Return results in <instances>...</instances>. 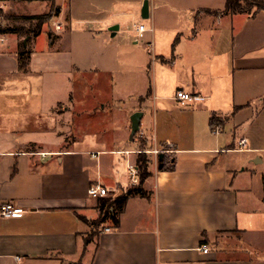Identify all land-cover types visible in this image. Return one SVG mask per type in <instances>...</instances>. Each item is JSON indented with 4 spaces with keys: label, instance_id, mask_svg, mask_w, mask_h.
Masks as SVG:
<instances>
[{
    "label": "crops",
    "instance_id": "1",
    "mask_svg": "<svg viewBox=\"0 0 264 264\" xmlns=\"http://www.w3.org/2000/svg\"><path fill=\"white\" fill-rule=\"evenodd\" d=\"M55 1L54 43L33 40L28 75L18 72V38L0 36V207L26 211L0 219V264H264V12L226 13L228 0H148L155 64L148 51L126 55L142 78L134 92L122 46L90 50L84 63L61 45L72 35L73 9L71 0ZM121 1L112 2L111 21H84L82 35L116 38V20L132 15L131 0ZM174 5L180 24L161 30L160 10ZM86 74L112 81L79 89V106L73 83ZM178 91L205 101L182 107ZM116 111L126 120L118 132L107 127ZM212 115L224 120L215 133ZM142 147L149 196L129 199L118 226L107 223L89 239L88 223L99 218L89 188L125 195L137 186ZM162 154L173 157L172 172L159 171Z\"/></svg>",
    "mask_w": 264,
    "mask_h": 264
},
{
    "label": "rangeland",
    "instance_id": "2",
    "mask_svg": "<svg viewBox=\"0 0 264 264\" xmlns=\"http://www.w3.org/2000/svg\"><path fill=\"white\" fill-rule=\"evenodd\" d=\"M145 1L148 0H131L129 3H127L128 6L132 9V15L128 16H122V18L116 20V24L119 25L121 28L120 33L118 36L114 39H109L107 42L103 41V39H98L92 40L91 38H86L83 36L81 30L82 28H85L84 24H82L86 20H93V19H99L102 22L106 21H111L112 18H114V15L117 13L115 11L113 13V8H112V2H116L117 5L121 4V0H71V5L73 9V23L71 26L72 30V35L71 37L65 41L64 43H61L63 47L70 48L72 50L73 54L75 57L79 58L84 63H86V54L88 51L92 50H98V51H104L103 53H106L109 49L115 47L116 45L122 46V52H123V61L122 63V69L123 71H130V73L133 72V75H130L128 78L129 81L127 82L131 87L134 88V92H138L140 89L139 85L140 82L142 81V78L139 74H137L136 71H134V66L132 62L131 67L129 66L126 61H130L128 57H135L137 56L139 59L142 57V55L145 54V52L148 51L147 54H149V62L151 61V68H153L155 61H153L154 58V53L151 50L147 49V44L152 42V34H151V18L148 20H142L141 19V10L143 7V4ZM36 4L28 6L27 3L21 0H0V24L2 26H6L10 24H7L5 21L6 19H12V18H19V17H31L30 15H37L40 16L42 15H47L50 12V7L52 5L50 0H45L43 2H33ZM42 3H48V10L46 11L44 7L42 6ZM123 4L125 3L124 1L122 2ZM240 7L244 9L245 11H248L249 15H252L255 13L256 9L251 8L252 4L249 3L248 5L244 4L243 2H240ZM4 5V6H3ZM128 10L129 7H128ZM177 6L174 5V8L171 9L169 6L162 7L160 10V14L158 16V27L161 28H167V30H170L169 28H174L172 26H177L180 24V21L177 20L179 17L178 15H174L177 13ZM113 13V15H112ZM172 14V16H175L176 21L170 24V20H168L169 14ZM215 14V13H214ZM27 15V16H24ZM214 19V18H213ZM55 21L51 22L48 24V26H45L43 29V32L41 36L39 37V41L37 43V47L39 48H46L47 47V36L46 32L48 30L52 31L54 34V30L52 28V23ZM78 22V23H75ZM114 25V26H118ZM144 26L146 28V33L143 35L142 39H139L137 37L136 33V28L138 26ZM34 26V24L32 25ZM180 26V25H179ZM15 29L18 30H27L29 29V24L23 23V22H17L16 24L13 25ZM104 28V27H103ZM103 30V29H102ZM18 40L20 41V44L22 42L26 41V38H24V34L22 36H16ZM95 37V36H93ZM137 40L138 45L134 46L133 41ZM145 51V52H144ZM128 55V57H126ZM135 55V56H134ZM84 67V66H83ZM152 70V69H151ZM128 77V76H127ZM86 80H83L82 78H76L74 83H73V88H74V96L76 98V104L79 106L82 103L81 95H82V90H79L81 88H93V86H99L103 88H107L109 84H111V78L110 76H102L101 78H97L93 74H86L84 77ZM97 78V79H96ZM125 78V77H124ZM147 79H151V75H147ZM118 83L121 84V88L124 89L126 86V83L124 80H117L116 85L118 86ZM90 101V100H89ZM75 104V105H76ZM131 103H127L128 107L130 106ZM134 105V104H133ZM89 108H92L91 103L89 104ZM220 119V118H219ZM107 125L108 126H114L113 131L118 132L122 126L124 127L126 124L125 118L122 116V114L118 111L113 113L112 119ZM102 122L105 123L104 120ZM119 127V128H118ZM119 129V130H118ZM174 136V135H173ZM175 137V136H174ZM146 191V190H145ZM147 192V191H146ZM110 199H115L118 197L124 196V194L120 191H115L113 193L109 194ZM90 231H89V239L93 237L94 234L97 233V227L96 225L94 226V222L90 221L88 223Z\"/></svg>",
    "mask_w": 264,
    "mask_h": 264
},
{
    "label": "trees",
    "instance_id": "3",
    "mask_svg": "<svg viewBox=\"0 0 264 264\" xmlns=\"http://www.w3.org/2000/svg\"><path fill=\"white\" fill-rule=\"evenodd\" d=\"M27 3L33 2H43L45 0H21ZM52 5L50 7V12L47 15L40 16H31V17H19L6 19V23L10 24L6 26H2L0 24V36H22L24 34V38H26V43L22 42L18 47L17 52V66L18 72L21 75H28L29 73V65L31 62L32 51L30 49L31 43L33 40L38 38L45 26H48L51 22L57 20L61 13V8L56 4L55 0H50ZM240 2L248 5L252 4L251 8L256 9L255 13L264 12V0H228L225 12L233 15L236 14H248V11H245L240 7ZM249 15V14H248ZM17 22H23L29 24V29L18 30L13 27ZM34 24V26H32ZM47 37L49 40V44L52 45L55 40V36L52 31H47ZM224 124V120L217 118L212 115L209 121V127L212 133L217 132L220 128H222ZM141 153L138 154L136 160V170L139 174V183L135 187H131L127 190L126 194L122 197H118L115 199H103L98 201V211L99 218L94 222V226L97 227V233L93 235L96 236L99 233V230L103 228V226L107 223H110L113 227H117L119 224V217L124 211L125 205L127 201L131 198H146L149 194L143 188L144 181L149 178L150 173L148 171V167L150 164V160L144 152H146L145 147H142ZM173 157L168 154H162L158 161V168L160 172H172L173 169ZM204 236V235H203ZM207 243L206 236H204L203 244Z\"/></svg>",
    "mask_w": 264,
    "mask_h": 264
},
{
    "label": "built area",
    "instance_id": "4",
    "mask_svg": "<svg viewBox=\"0 0 264 264\" xmlns=\"http://www.w3.org/2000/svg\"><path fill=\"white\" fill-rule=\"evenodd\" d=\"M136 33L137 37L139 39L143 38V35L146 33V28L142 25L138 26L136 28ZM149 48H151V44L148 45ZM175 100L179 103V105L186 106L187 104L190 103H202L205 101V99L197 96H190L189 94L183 92V91H178L175 95ZM246 144L245 140H241L239 142V147L242 148ZM157 154V152H155ZM43 159L45 158L44 154L40 155ZM138 180L134 179L133 184H137ZM109 191L106 189H102L99 186H93L89 188L88 195L91 199L93 200H103V199H110L109 196ZM26 213L25 209L20 207L19 205L15 203H7L3 206L0 207V219L4 220H12V219H17L23 216ZM104 232L109 233L110 229H106ZM201 251L203 254L208 253V248L206 246H203L201 248Z\"/></svg>",
    "mask_w": 264,
    "mask_h": 264
},
{
    "label": "water",
    "instance_id": "5",
    "mask_svg": "<svg viewBox=\"0 0 264 264\" xmlns=\"http://www.w3.org/2000/svg\"><path fill=\"white\" fill-rule=\"evenodd\" d=\"M141 19L142 20H148L149 19V4L148 1H145L141 10ZM118 27L115 26L113 28L110 29V32L115 33L118 31ZM26 43V41L24 42V44ZM140 119H141V115L140 114H135L133 115V117L131 118V140H133L134 136L136 135V133L139 131V125H140Z\"/></svg>",
    "mask_w": 264,
    "mask_h": 264
}]
</instances>
